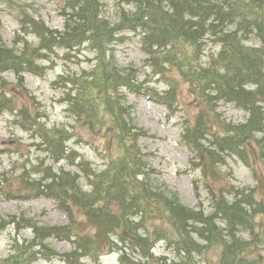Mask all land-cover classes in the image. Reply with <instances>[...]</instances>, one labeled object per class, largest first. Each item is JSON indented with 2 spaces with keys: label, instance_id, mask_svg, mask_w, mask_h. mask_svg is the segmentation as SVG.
I'll use <instances>...</instances> for the list:
<instances>
[{
  "label": "trees",
  "instance_id": "trees-1",
  "mask_svg": "<svg viewBox=\"0 0 264 264\" xmlns=\"http://www.w3.org/2000/svg\"><path fill=\"white\" fill-rule=\"evenodd\" d=\"M112 1L109 17L102 0H66L63 30L25 13L13 46L0 43V112L39 139L56 164L71 159L80 171L39 159L18 176L20 188L0 182L8 198H53L68 218L56 226L25 215L1 218L0 232L10 225L31 228L33 238L17 241L0 264H35L39 255L83 264L111 252L119 253L120 264H264V192L221 181V165L238 157L264 182V0ZM132 36L146 54L143 67L164 80L165 89L151 86L138 69L117 65L115 45ZM58 50L67 60L79 59L83 50L93 57L79 75H60L70 123L50 128L46 114L17 106L16 98L26 97L24 74L44 75L51 68L44 63ZM9 73L18 80L15 89ZM180 88L199 103L183 138L208 179L209 211L190 208L158 186L140 145L146 132L135 125L125 96L144 94L172 109L183 104ZM222 101L247 111L246 121L223 120L217 112ZM78 126L103 143L105 167L68 144L83 140ZM52 237L72 242V250L56 251L46 243ZM159 244L169 255H155Z\"/></svg>",
  "mask_w": 264,
  "mask_h": 264
},
{
  "label": "rangeland",
  "instance_id": "rangeland-1",
  "mask_svg": "<svg viewBox=\"0 0 264 264\" xmlns=\"http://www.w3.org/2000/svg\"><path fill=\"white\" fill-rule=\"evenodd\" d=\"M65 0H0V43L13 46V40L20 27L19 17L28 13L35 18L42 19L46 24L58 30L64 29V18L60 14L61 7ZM106 4V11L109 17L114 13V2L102 0ZM34 36L29 40L35 42ZM79 59L63 58V53L57 51L53 55L52 68L46 70L43 76H36L28 73L25 75L26 97H17V106H27L31 109L38 108L46 114V123L49 127L66 126L70 120L66 116V109L62 96V88L58 80L63 73H75L79 75L83 69L88 68L93 55L83 50ZM116 63L121 68L138 69L140 77L149 79V84L159 90L165 89L166 82L144 68L145 53L141 50L136 37L132 36L123 43H118L113 51ZM7 80L16 84L17 80L13 74H7ZM181 100L184 102L177 108L170 109L166 104L154 101L143 95L127 94V101L134 106V121L138 129H146L148 135L140 140L143 149L150 157L149 165L152 176L161 187L179 193L182 202L190 207L208 208L210 199L206 189V179L200 168H197V161L194 153L182 141L183 125L186 119H193L198 108V100L186 88ZM30 95V96H29ZM220 117L226 122L241 123L248 118V112L243 111L233 104L221 102L218 106ZM143 128V129H142ZM77 131L86 139H91L87 128L78 126ZM261 136V135H260ZM94 148L83 140L71 139L68 143L84 158L95 163L99 168L105 165L107 158L102 152L103 143L96 137ZM36 144V145H35ZM80 147V148H79ZM88 147V148H87ZM77 148V149H75ZM97 151V152H96ZM99 154V155H98ZM47 155V156H46ZM38 157V158H36ZM44 160L47 164L55 165L56 162L46 154L40 147V140L32 134L25 132L9 114L0 112V182L8 188H20L17 181L22 173H28L33 169L38 160ZM58 165L66 170L78 172L75 162L71 159L61 162ZM259 166L260 176L262 165ZM261 167V168H260ZM222 182H232L241 186H256L264 192V182L255 177L252 170L240 159L229 158L226 164L221 166ZM34 176V175H33ZM195 185L197 191H195ZM202 203V204H200ZM21 213L32 217L40 225H62L68 219L65 214L56 207L54 201L47 197H33L32 199L19 200L8 199L0 196V217L7 215H20ZM30 240V230L18 231L13 226L0 232V258L6 257L12 250L11 247L16 240ZM48 244L60 252L71 250V244L64 240L55 238L48 239ZM218 246V245H217ZM216 247V246H213ZM169 255L168 251L161 244L156 249V254ZM198 255V254H197ZM39 259L36 264H64L58 260ZM203 257V255H198ZM85 264H119L116 253L108 254L101 260L94 262L85 260Z\"/></svg>",
  "mask_w": 264,
  "mask_h": 264
},
{
  "label": "bare ground",
  "instance_id": "bare-ground-1",
  "mask_svg": "<svg viewBox=\"0 0 264 264\" xmlns=\"http://www.w3.org/2000/svg\"><path fill=\"white\" fill-rule=\"evenodd\" d=\"M244 111H245V110H244ZM41 118H42V117H41ZM68 143H69V142H68ZM35 145H36V144H35ZM70 147H71V146H70ZM72 147H73V146H72ZM72 147H71V148H72ZM79 148H80V147H79ZM87 148H88V147H87ZM75 149H77V148H75ZM72 150H73V148H72ZM73 151H74V150H73ZM96 152H97V151H96ZM46 154H47V153H46ZM108 154H109V153H108ZM98 155H99V154H98ZM46 156H47V155H46ZM108 156H109V155H108ZM110 156H111V155H110ZM116 157H117V156H116ZM116 157H115V158H116ZM36 158H38V157H36ZM115 158H114V159H115ZM87 159H89V158H87ZM63 160H64V159H63ZM89 161H90V160H89ZM58 163H59V162H58ZM92 163H93V162H92ZM93 164H94V163H93ZM95 167H96V165H95ZM104 167H105V166H104ZM56 168H57V167H56ZM59 168H60V167H59ZM100 168H101V167H100ZM65 171H66V170H65ZM52 199H53V198H52ZM58 206H59V205H58ZM152 251H153V250H152ZM156 257H158V256H156Z\"/></svg>",
  "mask_w": 264,
  "mask_h": 264
}]
</instances>
